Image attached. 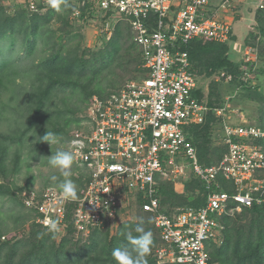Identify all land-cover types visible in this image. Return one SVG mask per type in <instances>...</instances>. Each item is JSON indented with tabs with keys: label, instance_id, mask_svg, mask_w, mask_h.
<instances>
[{
	"label": "built area",
	"instance_id": "1",
	"mask_svg": "<svg viewBox=\"0 0 264 264\" xmlns=\"http://www.w3.org/2000/svg\"><path fill=\"white\" fill-rule=\"evenodd\" d=\"M233 1L221 0L219 8L227 10ZM209 3L75 0L71 17L80 19L81 9L87 7L92 15L89 20L98 21L105 35L118 18L128 21L144 72L105 97L93 95L86 108L87 129L70 132L68 150L86 173L80 196L65 198L52 186L23 190L22 203L35 214V223L47 228L46 221L56 220L58 235L70 227L75 237H86L95 228L114 226L118 217L128 214L134 194L135 203L139 200L140 208L152 215L158 232L157 264H213L208 243L222 240L220 217H232L244 207H264V149L257 143L264 131L258 125L223 119L226 150L212 164L200 163L185 133L186 126L202 123L210 108L194 95L199 87L184 48L196 39L224 42L230 35L228 24L215 14H206ZM7 5L32 13L49 7L47 0H0V6ZM256 8L263 9L264 0H258ZM256 55L248 47L244 61L253 63ZM217 78L228 82L231 75L223 71ZM225 110L220 107L214 113L220 117ZM233 110L239 117V108ZM180 160L188 163L190 172ZM188 173L203 186L204 204L199 208L175 206L171 214L163 212L157 197L159 183L175 182L177 176L186 178ZM219 179L229 185V191Z\"/></svg>",
	"mask_w": 264,
	"mask_h": 264
},
{
	"label": "trees",
	"instance_id": "2",
	"mask_svg": "<svg viewBox=\"0 0 264 264\" xmlns=\"http://www.w3.org/2000/svg\"><path fill=\"white\" fill-rule=\"evenodd\" d=\"M62 6L66 7L70 18L80 26L81 23L90 22L92 15L88 13L87 7L81 9L80 19L71 17L76 7L75 0H66V3H61L60 7ZM7 7L12 9L7 10ZM7 7L0 6V93L2 90H8L10 95L7 101L0 100V118L3 110L7 109L14 113L16 118L13 119L12 130L7 133L0 131V198L7 197L13 201L14 206L25 209L21 193L30 188L20 190L17 194L11 190L7 182L10 163L8 157L14 152L11 161L12 170H16L20 152L25 148L28 138L31 139L35 135L37 147L44 142L42 138L47 131L54 133L56 139L66 138V128L70 121L58 104L53 103L56 91L70 89L69 102L74 99L73 105L82 104L85 107L93 95L105 97L115 90L113 87L120 85L110 84L112 90L105 91L104 73L129 74L138 67L142 72L143 69L140 49L133 40L128 21L124 18L116 20L110 35L100 33V43L97 46L99 49L96 47V51L78 45L66 49L61 42L63 32L57 33L49 28L42 30L43 24H46L57 10L49 6L46 12L32 13L18 5ZM254 18L255 25L248 33L242 48L255 49L257 61L249 63L244 61V58L242 61L233 60L230 53L234 48H230L228 42H233L234 39L224 42L196 39L184 48L196 79L198 76L218 77L219 73L224 71L231 75L228 83L234 91L239 88L248 98H264V93L259 92L257 85L253 83L254 79L261 78L260 75L264 76V65H257L258 62H264V8H257ZM69 23L64 21L66 26ZM63 29L61 28V31ZM19 33L23 37L20 47L16 49ZM38 43L41 45L38 46ZM245 72L249 76H244ZM215 84L216 80H212L211 86ZM218 92L210 89L208 99L205 100L202 90H195V97L204 99L210 109L202 123L185 127V133L196 148L202 164L217 162L226 150L225 145L212 146V130L220 119L215 115L214 109L222 106ZM63 102L65 103L64 100ZM262 113L264 114V110ZM262 125L261 128L264 129L263 121ZM257 143L264 149V138ZM78 170L80 172L76 177H68L77 185V197L82 194L86 182V173L81 168ZM218 181L224 190H230L226 182L221 179ZM184 186V193L179 194L174 191L172 182L159 183L157 197L163 212L171 214L175 206L199 208L204 204L203 186L191 173L187 174ZM56 188L59 189L58 186ZM138 204L136 210L139 209V215L134 213L138 220L119 221L118 217L115 233L111 234L113 226L107 225L101 229H93L86 237H75L70 227L62 235H58L56 231L50 232L35 223V214L26 210V213L15 217V222L20 219L29 221L27 231L22 229L23 235L17 237L15 232L5 236V231L0 229V264H116L111 255L112 250L124 246L130 248L124 233L134 230L138 224L152 232L153 244L146 259L147 264H157L154 250L160 242L158 232L153 225L152 215L143 211ZM248 214L249 222L243 226L239 225V217ZM219 220L223 225L222 240L219 244L210 241L208 247L213 264H264V207H244L241 213L234 217L222 216ZM133 234L136 235L134 231Z\"/></svg>",
	"mask_w": 264,
	"mask_h": 264
},
{
	"label": "rangeland",
	"instance_id": "3",
	"mask_svg": "<svg viewBox=\"0 0 264 264\" xmlns=\"http://www.w3.org/2000/svg\"><path fill=\"white\" fill-rule=\"evenodd\" d=\"M213 1V0H211ZM216 1V0H215ZM7 7V6H6ZM12 8L7 7V10H10ZM61 10L57 11L56 14L52 17H50L49 21L46 24H43L42 30L49 28L53 31H57V33H62L61 35L63 38L61 39V42L65 45L66 49H69L73 46H81L82 48H89L90 50H97V46L100 43V32L101 28L97 23H92L91 21L88 23H81L80 26L77 24V22L73 21L70 16L68 15V12L66 10L65 6L60 7ZM251 10V9H250ZM252 10H254L252 8ZM46 12V11H45ZM42 13V12H41ZM62 13V14H61ZM252 15L248 19L251 18ZM247 19V20H248ZM112 20V19H111ZM116 20V17H114L113 21ZM64 21H69V25L66 26L64 24ZM255 25V21L250 20V28L253 29ZM61 28H64L63 31H61ZM247 28V27H246ZM57 29V30H56ZM111 32L109 33V35ZM23 35L19 33L18 39L16 42V49L20 47L21 39ZM41 45L38 43V46ZM228 45L230 48H234V51H231L230 57L233 60L236 61H242V56L244 53L243 46L241 45H234V42L230 41L228 42ZM44 46V45H43ZM97 47V48H96ZM45 48V47H44ZM99 49V48H98ZM39 50V49H38ZM39 51L37 52V54ZM36 54V55H37ZM257 59V55H256ZM257 61V60H256ZM260 67L264 65V62L261 61V63L258 62ZM144 72V71H143ZM141 68H137L135 70H132L131 73L125 74L124 72H113V73H104L105 80L103 87L106 89L105 91L112 90L110 88V84L117 85L118 83L122 85L127 80L132 79H138L143 74ZM260 79L257 78L253 81L254 84L257 85V90L261 93H264V76L260 75ZM123 80L121 83L120 81ZM216 80V84L212 87L211 81ZM19 79H17V82ZM120 85H117L116 87H113L114 89L118 88ZM197 85L202 90L204 99H208L209 90L215 89L218 90L220 95V102H222V106L225 107L226 110L224 111L223 116H220L219 122L214 124L213 130H212V146L215 147H222V120L225 119L227 122L235 123L237 121H247L250 123H254L259 125L261 128L262 116L264 115L262 111L264 110V98H248L244 96L243 92H240L239 88H236L235 91L232 89V86L222 79H219L217 77L212 78H206L203 76L197 77ZM10 93L8 90H5L0 93V100L7 101V97H9ZM70 96V89L62 90L59 89L56 91L53 99V103L58 104L59 108H61L66 117H68L70 123L67 129V136L65 139H56L57 142L50 145L47 142H43L40 146H36L37 142L35 141V135L31 139H27L25 143V148L21 150V157L19 160V164L16 170H12L13 163V153L9 154L8 160L10 161L8 167V177L7 182L9 183V186L11 190H13L14 193L17 194L18 191L23 189H43L45 187H57L58 183L63 179H68L61 176L58 169L52 168L48 164V159L57 149L62 150H68V138L70 135V132L75 129H87L86 124V108L84 105H73L75 102L74 99H68ZM65 101V103L63 102ZM89 104V102H88ZM87 104V105H88ZM57 106V107H58ZM217 107V108H220ZM50 108L53 110V107L50 106ZM215 108V109H217ZM234 108H239V117H235L234 115ZM216 115V114H215ZM218 117V116H217ZM14 118H16V115L14 113H10L9 109L3 110V115L0 118V131L3 132H9V130H12V127L14 125ZM262 120V121H261ZM21 124V121H20ZM262 129V128H261ZM264 131V129H262ZM12 151V150H11ZM8 161V162H9ZM180 165H183L185 167L186 171L190 172L191 168L188 166V163L184 160H180L178 162ZM79 166L76 164V162H73V165L71 167V175L73 177H76L79 174L78 168ZM57 176L58 180L53 181L51 179L52 176ZM69 176V177H70ZM183 177L177 176L174 180H181ZM170 182L173 183L171 180ZM134 194L130 197V206L131 209L128 214H124L123 216H120L119 221H136L138 220L136 215H139V209L136 210V203ZM133 200V201H132ZM132 201V202H131ZM136 212V215L134 213ZM22 213H26V209L20 207V206H14L13 201L9 200L7 197L0 198V229L5 231L6 234L12 235L17 232V237H20V235H23L22 229L27 231L29 221H23L19 220V222H15V217L18 215H21ZM241 213V211L234 214ZM233 216V217H234ZM241 216V215H239ZM239 225H246L250 220V215H246L243 217H239ZM117 223V222H116ZM116 225L113 226V228L110 230V233H115ZM22 233V234H20ZM26 233V232H24ZM209 247V243H208Z\"/></svg>",
	"mask_w": 264,
	"mask_h": 264
},
{
	"label": "clouds",
	"instance_id": "4",
	"mask_svg": "<svg viewBox=\"0 0 264 264\" xmlns=\"http://www.w3.org/2000/svg\"><path fill=\"white\" fill-rule=\"evenodd\" d=\"M50 7L59 11L61 3H66V0H47ZM43 141L50 145L57 142L54 133L47 131L43 136ZM73 144H79V141H73ZM48 159V164L58 169L60 175L67 178L71 175V167L74 162V154L71 150L57 149ZM53 181L58 180L57 176H52ZM65 198L75 199L77 197V185L71 179H63L58 183ZM46 227L50 232L58 230V221H46ZM133 231L136 235L133 234ZM125 239L130 248L127 246L116 247L112 250L111 255L116 261V264H147V256L151 251L153 244L151 230H146L142 224H138L134 230H128L124 233Z\"/></svg>",
	"mask_w": 264,
	"mask_h": 264
},
{
	"label": "crops",
	"instance_id": "5",
	"mask_svg": "<svg viewBox=\"0 0 264 264\" xmlns=\"http://www.w3.org/2000/svg\"><path fill=\"white\" fill-rule=\"evenodd\" d=\"M221 0H210L209 5L205 11L208 15H214L217 20L225 22L229 25L230 35L228 40L234 39V45H243L248 33L252 30L250 28V20L255 21V11L258 0H234L232 5L227 10L219 8ZM252 8L254 10H252ZM251 9V10H250ZM251 16L250 19H248ZM248 17V18H247ZM248 19V20H247ZM247 27V28H246ZM231 41V40H230ZM229 41V42H230ZM234 50V49H233ZM177 180L173 182V188L176 193L183 194L185 190L184 180Z\"/></svg>",
	"mask_w": 264,
	"mask_h": 264
}]
</instances>
